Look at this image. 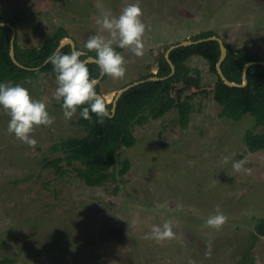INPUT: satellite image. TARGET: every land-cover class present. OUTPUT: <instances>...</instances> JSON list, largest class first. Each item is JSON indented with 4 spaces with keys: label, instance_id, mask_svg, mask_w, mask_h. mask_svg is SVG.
<instances>
[{
    "label": "rangeland",
    "instance_id": "rangeland-1",
    "mask_svg": "<svg viewBox=\"0 0 264 264\" xmlns=\"http://www.w3.org/2000/svg\"><path fill=\"white\" fill-rule=\"evenodd\" d=\"M137 2L146 25L144 54L120 52L124 77L99 82L111 101L121 87L154 72L166 48L200 31L264 57V0H0V16L15 24L18 46L39 47L62 27L88 53V36L106 34L95 23L101 12L118 16ZM185 63L200 70L205 89L175 84L172 95L192 103L188 125L178 124L175 108L134 124L136 141L119 149L114 167L127 159L128 171L98 186L45 165L59 155L54 144L86 132L78 111L64 118L54 98L56 76L41 72L15 83L44 101L55 119L34 127L32 148L8 132L10 116L0 106V264H264V236L254 228L264 218V149L250 151L245 140L254 117L219 115L215 73L199 55ZM239 159L248 161L250 175L233 171ZM217 207L227 216L219 230L205 224ZM165 221L174 238L145 239Z\"/></svg>",
    "mask_w": 264,
    "mask_h": 264
},
{
    "label": "trees",
    "instance_id": "trees-1",
    "mask_svg": "<svg viewBox=\"0 0 264 264\" xmlns=\"http://www.w3.org/2000/svg\"><path fill=\"white\" fill-rule=\"evenodd\" d=\"M0 21H7L16 28L13 22L4 17L0 16ZM11 34L12 28L9 25H0V83L10 81L15 84L29 76H38L41 72H50L56 76L53 66L49 62L34 70L15 64L9 54ZM210 35L219 36L210 30L200 31L191 35L189 40ZM66 36H68L66 30L60 27L39 47L18 46L17 38H15V59L25 67L41 66L46 58L54 52L60 40ZM224 44L227 53L221 63V69L224 76L230 81L242 82V70L246 62L264 60V57L256 52L236 48L226 42ZM76 49L79 50L77 46ZM60 50L63 53H70L72 49L70 44H66ZM116 50L121 52L123 49L117 46ZM164 53L163 51L158 55L156 70L141 76L139 79L148 76L160 77L170 73L171 68ZM95 55V53L88 52L81 59L88 56L95 57ZM193 55H199L205 59L208 68L216 75L212 92L214 100L221 106L219 115L237 121L244 114H251L254 117V124L251 129L245 131L247 148L250 151L264 149V132L255 131L258 126L264 127V66L260 63H252L246 71L247 83L245 85H228L218 75L215 67L220 55L218 41L208 39L172 49L169 52V59L175 66L174 73L166 79L147 80L124 91L117 100L114 114L105 118L103 124L96 123L97 117L91 112V122L80 115L78 123L86 131L85 134L80 137H68L54 144L52 149L59 155L46 160L45 165L52 167L58 174L67 169L73 170L88 186L104 184L110 178L114 179L115 173L124 175L130 167L129 160L124 159L116 172L114 167L119 149L130 147L136 141L132 132L134 124L141 125L150 118H160L175 108L178 111V124L181 127L188 125L192 103L189 100L173 96L172 91L178 82L201 89L200 70L191 68L185 63ZM88 68L91 77L97 78L100 75L98 66L94 62H90ZM105 78L106 75L103 76L102 80ZM201 90L204 91L205 89ZM96 91L102 94L100 83L97 84ZM62 102L61 98L59 101L61 107ZM111 107L112 103L108 105L110 114ZM77 111L80 113L82 108H78ZM254 228L258 235L264 236V218H260Z\"/></svg>",
    "mask_w": 264,
    "mask_h": 264
},
{
    "label": "clouds",
    "instance_id": "clouds-1",
    "mask_svg": "<svg viewBox=\"0 0 264 264\" xmlns=\"http://www.w3.org/2000/svg\"><path fill=\"white\" fill-rule=\"evenodd\" d=\"M142 15L143 11L138 2L127 4L118 16L113 15L110 10H103L95 23L100 25L106 34L90 35L84 44V48L89 52H95L94 58L81 59L85 53L77 50L75 46L70 53L57 50L48 57L47 62L53 66L58 85L54 98L58 101L62 98L65 119L70 120L78 108H82L80 115L90 122V112L96 115L95 122L100 124L110 116L108 105L111 99L97 93L98 81L91 77L88 64L94 62L98 66L100 76L108 75L113 79H122L126 73V61L116 47L130 49L137 57L144 54L143 37L146 25L141 20ZM0 106L10 116L8 132L32 148L37 144V140L32 136L34 127L50 126L54 123L55 118L49 115L46 103L33 99L29 90L20 84L13 85L10 81L0 83ZM228 160L229 158L225 157L224 163ZM247 162L246 159L235 160L232 163L233 171L250 175L251 169L244 167ZM226 222L227 216L217 207L216 213L210 216L205 224L219 230ZM174 236L173 224L165 221L162 226L153 225L150 235H146L145 239L161 241L172 239ZM206 256H211V245L208 246Z\"/></svg>",
    "mask_w": 264,
    "mask_h": 264
},
{
    "label": "water",
    "instance_id": "water-1",
    "mask_svg": "<svg viewBox=\"0 0 264 264\" xmlns=\"http://www.w3.org/2000/svg\"><path fill=\"white\" fill-rule=\"evenodd\" d=\"M0 25H9L11 28H12V34H11V38H10V49H9V54H10V57L12 58L13 62H15V64H17L18 66L20 67H23V68H27V69H30V70H34V69H39L41 68L43 65H45L48 61V57L46 58V60L44 61V63L41 65V66H38V67H25V66H22L20 63H18V61L15 59V56H14V41H15V38H16V28L10 24L9 22L7 21H0ZM208 39H213V40H217L218 41V44H219V48H220V55H219V58L215 64V67H216V71L218 73V75L222 78V80L227 83L228 85H232V86H243L247 83V78H246V71L248 69V67L252 64V63H260L264 66V60H257V61H248L244 64L243 66V70H242V82L241 83H237V82H234V81H230L229 79H227L223 72H222V69H221V63L222 61L224 60L225 56H226V53H227V50H226V46L224 44V41L217 35H210V36H207V37H202V38H198V39H195V40H182L180 42H177L175 44H172L171 46H169L164 55H165V58L166 60L168 61L169 63V66L171 68V71L169 74L165 75V76H148L144 79H139V80H135V81H132L130 83H127L126 85H124L123 87H121L117 93L115 94L113 100H112V107H111V114L110 116H112L116 110V105H117V100L119 99V97L121 96V94L126 91L127 89H129L130 87H132L133 85H136V84H139V83H142L144 81H147V80H163V79H166L168 77H170L174 71H175V66L174 64L172 63V61L169 59V52L178 47V46H184V45H190V44H196V43H199V42H202L204 40H208ZM66 44H70L71 46V49L73 46H75V42L74 40L69 37V36H66L64 38H62L59 42V44L57 45V47L55 48L54 52L52 54H54L57 50H60L64 45ZM76 48V47H75ZM51 54V55H52ZM50 55V56H51ZM86 58H94L93 56H88ZM104 76V75H103ZM103 76H98L96 79L98 81V83L102 80ZM97 83V84H98ZM100 94V93H98ZM102 95V94H100Z\"/></svg>",
    "mask_w": 264,
    "mask_h": 264
},
{
    "label": "flooded vegetation",
    "instance_id": "flooded-vegetation-1",
    "mask_svg": "<svg viewBox=\"0 0 264 264\" xmlns=\"http://www.w3.org/2000/svg\"><path fill=\"white\" fill-rule=\"evenodd\" d=\"M75 47H76V44H75Z\"/></svg>",
    "mask_w": 264,
    "mask_h": 264
},
{
    "label": "bare ground",
    "instance_id": "bare-ground-1",
    "mask_svg": "<svg viewBox=\"0 0 264 264\" xmlns=\"http://www.w3.org/2000/svg\"><path fill=\"white\" fill-rule=\"evenodd\" d=\"M213 88V87H212Z\"/></svg>",
    "mask_w": 264,
    "mask_h": 264
}]
</instances>
